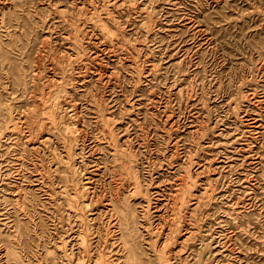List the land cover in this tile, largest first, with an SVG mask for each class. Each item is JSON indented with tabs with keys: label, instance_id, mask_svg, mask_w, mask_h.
<instances>
[{
	"label": "rangeland",
	"instance_id": "1",
	"mask_svg": "<svg viewBox=\"0 0 264 264\" xmlns=\"http://www.w3.org/2000/svg\"><path fill=\"white\" fill-rule=\"evenodd\" d=\"M127 262L264 264V0H0V264Z\"/></svg>",
	"mask_w": 264,
	"mask_h": 264
},
{
	"label": "bare ground",
	"instance_id": "2",
	"mask_svg": "<svg viewBox=\"0 0 264 264\" xmlns=\"http://www.w3.org/2000/svg\"><path fill=\"white\" fill-rule=\"evenodd\" d=\"M127 243H128V242H127ZM128 247H130L131 252L134 253V256H135V248H133L132 245H130L129 243H128ZM15 255L17 256V254L14 252V256H15ZM126 264H131V262H127Z\"/></svg>",
	"mask_w": 264,
	"mask_h": 264
}]
</instances>
